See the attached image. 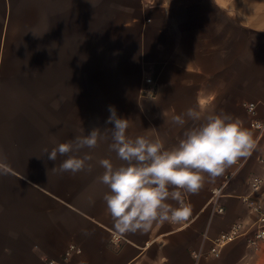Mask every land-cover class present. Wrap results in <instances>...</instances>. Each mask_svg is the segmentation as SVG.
Instances as JSON below:
<instances>
[{
    "label": "crops",
    "instance_id": "obj_1",
    "mask_svg": "<svg viewBox=\"0 0 264 264\" xmlns=\"http://www.w3.org/2000/svg\"><path fill=\"white\" fill-rule=\"evenodd\" d=\"M0 4V9L24 11L28 19H44L47 26L39 85L29 79L22 62L15 65L6 59L4 33L0 36V163L6 167L0 173V264H44L47 259L58 264H264V240L255 249L239 238L224 246L218 258L209 253L211 238L235 221L254 219L241 197L249 192L248 178L261 170L257 157L264 156V135L219 199L223 212L206 204L211 189L234 165L197 194L185 195L191 210L187 220L157 223L146 233L120 239L113 235V221L102 199L108 189L96 182L103 169L96 165L91 173L54 174L50 169L66 157L48 161L42 151L88 134L93 127H113L106 123L110 106L119 117L129 119V137L160 139L166 149L176 146L188 128L204 122L185 116L183 127L173 124V117L189 108L200 111L202 118L227 114L239 119L254 139L256 132L243 104L259 103L257 117L264 118V0H152L148 5L142 0H0ZM99 11L106 20L103 24L115 34L117 67L132 75L129 94L127 90L121 98L117 92L116 97L100 100L92 92L85 103L76 93L68 105L65 97H52L48 34L53 32L48 26H65V20L74 18L77 25L95 27ZM145 77L154 82L153 96L141 93ZM110 142L102 141L92 155L119 165L116 154L108 150ZM70 245L80 252L64 259Z\"/></svg>",
    "mask_w": 264,
    "mask_h": 264
},
{
    "label": "clouds",
    "instance_id": "obj_2",
    "mask_svg": "<svg viewBox=\"0 0 264 264\" xmlns=\"http://www.w3.org/2000/svg\"><path fill=\"white\" fill-rule=\"evenodd\" d=\"M109 111L106 123L113 127H93L88 134L76 135L42 151L48 161L56 162L58 155L66 157L50 169L54 174L91 173L96 165L103 169L96 182L108 189L102 199L112 218L116 239L146 233L157 223L187 220L191 210L185 195L197 194L206 182H214L255 148L252 133L243 122L227 114L202 118L200 111L189 108L174 116L173 124L181 127L186 123L185 116L204 122L188 128L176 146L166 149L160 139L129 137V119L119 117L114 106ZM81 131L84 133V129ZM109 138L108 150L116 154L119 165H114L110 158L95 160L92 155ZM2 172H6V167L0 163Z\"/></svg>",
    "mask_w": 264,
    "mask_h": 264
},
{
    "label": "rangeland",
    "instance_id": "obj_3",
    "mask_svg": "<svg viewBox=\"0 0 264 264\" xmlns=\"http://www.w3.org/2000/svg\"><path fill=\"white\" fill-rule=\"evenodd\" d=\"M102 14L99 11L95 27L86 23L77 25L74 18L65 20L68 21L65 26H48L53 32L48 34L52 37V57L48 64L52 67L53 98L65 97L69 105L76 93L84 96L85 103L92 92L100 100L105 96L116 97L117 92L121 98L127 90L129 94L132 75L117 67V41L113 28L103 24L106 20ZM43 22L44 19H28L22 10L0 9V36L4 33L6 59L15 65L22 62L29 79H35L38 85L43 82L45 67L42 54L47 26ZM119 46L123 49L122 43ZM88 124L85 121V127Z\"/></svg>",
    "mask_w": 264,
    "mask_h": 264
},
{
    "label": "built area",
    "instance_id": "obj_4",
    "mask_svg": "<svg viewBox=\"0 0 264 264\" xmlns=\"http://www.w3.org/2000/svg\"><path fill=\"white\" fill-rule=\"evenodd\" d=\"M146 5L150 4L152 0H142ZM144 85L141 88V93L147 96H153L155 93L154 82L151 77L144 79ZM258 105L257 102H245L243 107L248 116H250L249 125L256 132V136L253 139L255 142V148L251 155L256 151L258 141L264 135V118H258ZM250 155V156H251ZM248 156L247 158H249ZM247 158H241L238 160L232 169L228 170L222 179L220 185L211 189L210 197L207 201V206L213 208L216 212H223V207L219 205V199L223 197L225 188L232 182L236 172L244 165ZM257 161L261 165L259 173L252 174L248 178L247 195L241 197L244 204L248 207L251 213L254 215V219L250 223L244 221H235L225 231L218 233L214 238L210 239L209 253L212 257L218 258L221 254V250L224 246L233 241L244 238L249 246L252 248H258L259 242L264 240V156H258ZM187 224V222L185 223ZM80 252L74 245H70L64 253V259H67L72 253ZM195 258H198V253H193ZM44 264H58L57 261L47 259ZM133 264V263H131Z\"/></svg>",
    "mask_w": 264,
    "mask_h": 264
}]
</instances>
